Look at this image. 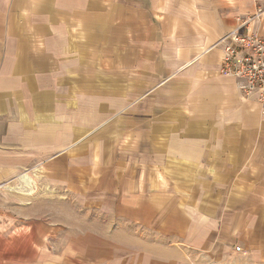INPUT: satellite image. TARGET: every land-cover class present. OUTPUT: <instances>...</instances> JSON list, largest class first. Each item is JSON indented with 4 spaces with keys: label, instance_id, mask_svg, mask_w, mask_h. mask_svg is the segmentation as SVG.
Masks as SVG:
<instances>
[{
    "label": "crops",
    "instance_id": "1",
    "mask_svg": "<svg viewBox=\"0 0 264 264\" xmlns=\"http://www.w3.org/2000/svg\"><path fill=\"white\" fill-rule=\"evenodd\" d=\"M260 5L0 0V192L74 199L0 195V264H264L262 105L219 43Z\"/></svg>",
    "mask_w": 264,
    "mask_h": 264
},
{
    "label": "built area",
    "instance_id": "2",
    "mask_svg": "<svg viewBox=\"0 0 264 264\" xmlns=\"http://www.w3.org/2000/svg\"><path fill=\"white\" fill-rule=\"evenodd\" d=\"M263 17L264 5L257 6L253 12L239 17L236 27L219 43L223 46L221 73L237 79L244 97L257 98L264 115V33L257 30Z\"/></svg>",
    "mask_w": 264,
    "mask_h": 264
},
{
    "label": "rangeland",
    "instance_id": "3",
    "mask_svg": "<svg viewBox=\"0 0 264 264\" xmlns=\"http://www.w3.org/2000/svg\"><path fill=\"white\" fill-rule=\"evenodd\" d=\"M29 176L31 178V182L28 183L26 180L23 179L21 184L19 182L17 183L18 187H21V189L19 190H16V185L14 181H9L6 184V188L2 190V192H0V195L3 196L4 193L6 197L12 201H15V199L23 200L24 202H31L32 200L37 201V203H39V206L44 208H46L47 205L55 203L54 205L56 207V216L58 213L60 215L62 213V203H64L65 201H74L73 198L69 201V198H66V196L68 195L58 194L56 192L54 194L48 193L47 191H49L50 188L48 187V183L45 177L36 178L32 177L30 174ZM31 188V193L26 192L27 189Z\"/></svg>",
    "mask_w": 264,
    "mask_h": 264
}]
</instances>
